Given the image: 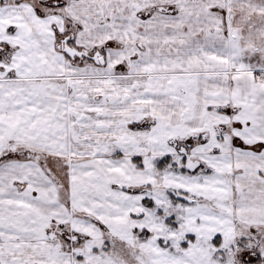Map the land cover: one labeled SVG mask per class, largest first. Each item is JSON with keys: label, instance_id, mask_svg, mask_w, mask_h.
Instances as JSON below:
<instances>
[{"label": "snow or ice", "instance_id": "obj_1", "mask_svg": "<svg viewBox=\"0 0 264 264\" xmlns=\"http://www.w3.org/2000/svg\"><path fill=\"white\" fill-rule=\"evenodd\" d=\"M0 264H264V0H0Z\"/></svg>", "mask_w": 264, "mask_h": 264}]
</instances>
